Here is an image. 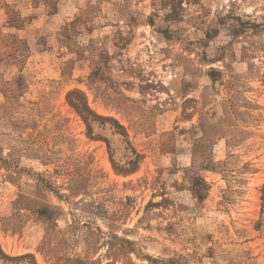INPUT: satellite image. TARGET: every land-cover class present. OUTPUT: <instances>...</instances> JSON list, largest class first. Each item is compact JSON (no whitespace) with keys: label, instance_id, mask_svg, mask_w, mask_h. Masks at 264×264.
I'll use <instances>...</instances> for the list:
<instances>
[{"label":"rangeland","instance_id":"obj_1","mask_svg":"<svg viewBox=\"0 0 264 264\" xmlns=\"http://www.w3.org/2000/svg\"><path fill=\"white\" fill-rule=\"evenodd\" d=\"M0 264H264V0H0Z\"/></svg>","mask_w":264,"mask_h":264},{"label":"trees","instance_id":"obj_2","mask_svg":"<svg viewBox=\"0 0 264 264\" xmlns=\"http://www.w3.org/2000/svg\"><path fill=\"white\" fill-rule=\"evenodd\" d=\"M76 105V108L80 111V112H84L86 114L85 119H89V117H91L90 119H94V116H93V113L92 111L90 110L89 107H79V104H75Z\"/></svg>","mask_w":264,"mask_h":264}]
</instances>
